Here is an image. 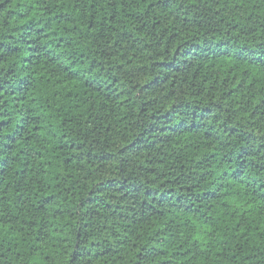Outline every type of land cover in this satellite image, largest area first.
<instances>
[{
  "label": "trees",
  "instance_id": "1",
  "mask_svg": "<svg viewBox=\"0 0 264 264\" xmlns=\"http://www.w3.org/2000/svg\"><path fill=\"white\" fill-rule=\"evenodd\" d=\"M0 264H264V0H0Z\"/></svg>",
  "mask_w": 264,
  "mask_h": 264
}]
</instances>
